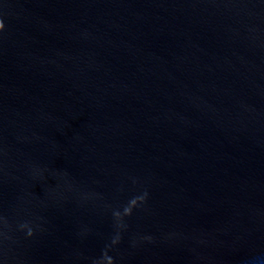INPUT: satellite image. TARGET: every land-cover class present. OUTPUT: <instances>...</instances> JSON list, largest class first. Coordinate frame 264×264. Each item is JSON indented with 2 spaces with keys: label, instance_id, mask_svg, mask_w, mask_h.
<instances>
[{
  "label": "water",
  "instance_id": "95a60500",
  "mask_svg": "<svg viewBox=\"0 0 264 264\" xmlns=\"http://www.w3.org/2000/svg\"><path fill=\"white\" fill-rule=\"evenodd\" d=\"M0 264H264V0H0Z\"/></svg>",
  "mask_w": 264,
  "mask_h": 264
}]
</instances>
